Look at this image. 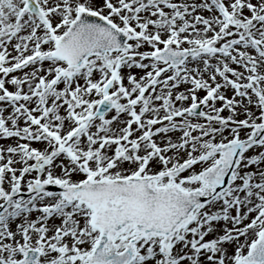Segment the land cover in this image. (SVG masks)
I'll list each match as a JSON object with an SVG mask.
<instances>
[{
  "label": "snow or ice",
  "instance_id": "obj_1",
  "mask_svg": "<svg viewBox=\"0 0 264 264\" xmlns=\"http://www.w3.org/2000/svg\"><path fill=\"white\" fill-rule=\"evenodd\" d=\"M0 264H264V0H0Z\"/></svg>",
  "mask_w": 264,
  "mask_h": 264
}]
</instances>
